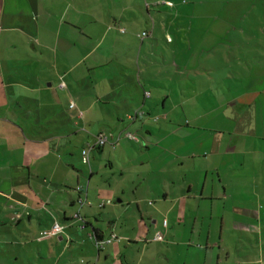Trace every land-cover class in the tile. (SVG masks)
<instances>
[{"label": "crops", "instance_id": "crops-1", "mask_svg": "<svg viewBox=\"0 0 264 264\" xmlns=\"http://www.w3.org/2000/svg\"><path fill=\"white\" fill-rule=\"evenodd\" d=\"M87 2L0 0V264H264V25L242 90L209 73V105L168 109L121 13L88 44ZM109 36L134 50L88 66Z\"/></svg>", "mask_w": 264, "mask_h": 264}, {"label": "rangeland", "instance_id": "rangeland-1", "mask_svg": "<svg viewBox=\"0 0 264 264\" xmlns=\"http://www.w3.org/2000/svg\"><path fill=\"white\" fill-rule=\"evenodd\" d=\"M87 1L90 27L88 44L98 43V39L103 34L99 33L103 31L101 21L91 22V20L105 19L106 24H110L114 15L121 13L120 17L123 16L122 24L125 25L123 27L126 28V31L122 32L121 28L114 27L117 30V32L114 31V34H119L123 39H126L131 35L133 37L134 33L135 38L137 36V50L141 49L142 40H145L141 49L140 62L144 65L143 60L146 62L150 60L149 71L151 74L147 77L149 81L146 87L153 91L168 92V109L176 104L179 105L181 101H184L183 103L187 104L186 107L189 109L188 104L192 102L191 96L193 97L196 92L199 93V101L196 104H200V107L209 105V99L206 96V90H208L206 83L211 75L217 77V83L214 89L212 88L213 90H242L239 78L244 81L242 78L244 76L240 66L243 64L245 66L255 65L257 54L255 50L258 49V46L255 47L257 41L255 30L257 32V27L264 25V0ZM226 1L229 4H226ZM42 3L47 4L48 0H42ZM226 5L227 8L224 11L223 8ZM82 6H84V0H82ZM227 12H231V14L229 15ZM91 13H94V16L90 15ZM250 26H252V32L248 29ZM143 30L147 33L146 35L142 34ZM113 44V47H120L121 50L126 49L127 53L134 50L131 43L123 42V45L119 46L113 42L111 36L107 39L103 38L98 51L95 52L93 49L90 51L89 48L88 66L96 55H102L104 52L111 55L116 54L117 51L122 53L119 49L114 52L111 47ZM29 50L31 54H36L34 49ZM7 60L9 61V58ZM31 61L34 62V60ZM241 61H243L242 64ZM246 62L248 64H245ZM13 65L11 59L6 65V69L14 70ZM92 71L90 72L92 73ZM47 73H44L43 77L47 76ZM228 74L235 76L232 86H227L229 82L224 79V76ZM145 77L146 75H141L142 82L146 80ZM248 79L245 80L256 81ZM43 84L48 85L46 79L43 80ZM131 84V80H128L123 89L131 90ZM91 87L90 85V90H95V87ZM97 87L99 89L104 87L101 80ZM220 97L223 98V94ZM217 102L219 100L215 104ZM123 107L124 104H120L119 110H122ZM116 113L118 112L116 111ZM186 114H189V119H191L190 110H187ZM133 115H135V111ZM91 134H94L92 139L97 143L98 138L96 137L100 133L91 132ZM23 257L22 255V259ZM34 261L37 262V260ZM5 264L13 263L5 262Z\"/></svg>", "mask_w": 264, "mask_h": 264}, {"label": "built area", "instance_id": "built-area-1", "mask_svg": "<svg viewBox=\"0 0 264 264\" xmlns=\"http://www.w3.org/2000/svg\"><path fill=\"white\" fill-rule=\"evenodd\" d=\"M143 35H146V33L144 32ZM60 86L63 87L64 84H61ZM73 106H74V104L71 105V107H73ZM128 135H129L130 137H133V135L130 134V133H128ZM97 138H98V142H99L100 145H103V144H105V143L107 142V136H105V135L102 134V133L99 134V135L97 136ZM87 154H88L87 149H84V150H83V155H84V156H83V159H84V162H87V161H88V155H87ZM53 230H54V231H59V230H60V226L57 224L56 226H54ZM115 236H116V235H113V237H110V238H108V239H99V240H97L96 244H97V246H98L99 248H102L105 244L112 242L113 239L115 238ZM83 264H86V263L83 262Z\"/></svg>", "mask_w": 264, "mask_h": 264}, {"label": "trees", "instance_id": "trees-1", "mask_svg": "<svg viewBox=\"0 0 264 264\" xmlns=\"http://www.w3.org/2000/svg\"><path fill=\"white\" fill-rule=\"evenodd\" d=\"M144 33V32H143ZM146 33V32H145ZM147 34V33H146Z\"/></svg>", "mask_w": 264, "mask_h": 264}]
</instances>
